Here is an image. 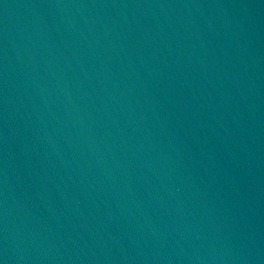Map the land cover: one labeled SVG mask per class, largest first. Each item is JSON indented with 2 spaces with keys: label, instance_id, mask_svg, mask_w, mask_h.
Segmentation results:
<instances>
[{
  "label": "water",
  "instance_id": "water-1",
  "mask_svg": "<svg viewBox=\"0 0 264 264\" xmlns=\"http://www.w3.org/2000/svg\"><path fill=\"white\" fill-rule=\"evenodd\" d=\"M0 264H264V0H0Z\"/></svg>",
  "mask_w": 264,
  "mask_h": 264
}]
</instances>
